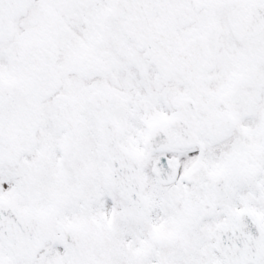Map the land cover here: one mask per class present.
<instances>
[{
	"label": "snow or ice",
	"instance_id": "obj_1",
	"mask_svg": "<svg viewBox=\"0 0 264 264\" xmlns=\"http://www.w3.org/2000/svg\"><path fill=\"white\" fill-rule=\"evenodd\" d=\"M0 264H264V0H0Z\"/></svg>",
	"mask_w": 264,
	"mask_h": 264
}]
</instances>
